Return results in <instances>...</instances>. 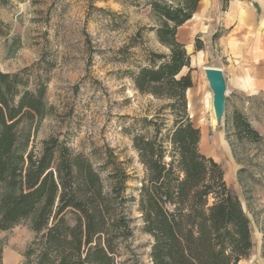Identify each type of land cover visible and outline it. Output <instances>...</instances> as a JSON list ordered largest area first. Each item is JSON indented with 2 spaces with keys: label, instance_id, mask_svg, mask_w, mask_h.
<instances>
[{
  "label": "trees",
  "instance_id": "16d2710c",
  "mask_svg": "<svg viewBox=\"0 0 264 264\" xmlns=\"http://www.w3.org/2000/svg\"><path fill=\"white\" fill-rule=\"evenodd\" d=\"M202 1L151 0L159 24L152 31L168 53L149 52L143 66L125 73L139 94L166 102L161 111L172 117L165 133L159 116L137 122L143 133L133 134L132 148L143 177L136 198L127 194L126 162L109 148L101 155L93 150L99 167L58 135L38 152H22L20 126L44 117L47 78L31 80L28 69L0 72V184L6 191L0 198V232L31 222L35 236L24 256L28 264H126L121 257L133 235L132 203L142 232L152 239L151 264H238L249 258L250 220L220 165L201 154L200 130L187 113L190 56L177 33ZM194 49H204L199 38ZM184 69L188 72L181 75ZM231 125L238 140L260 139L239 112Z\"/></svg>",
  "mask_w": 264,
  "mask_h": 264
},
{
  "label": "rangeland",
  "instance_id": "374dc122",
  "mask_svg": "<svg viewBox=\"0 0 264 264\" xmlns=\"http://www.w3.org/2000/svg\"><path fill=\"white\" fill-rule=\"evenodd\" d=\"M150 1L0 0V72L28 69L31 80L47 78L44 117L20 126L22 152H38L45 140L58 135L73 152L99 167L96 156L109 148L126 162L131 176L127 194L137 197L143 177L132 148L133 134L143 133L137 122L159 116L164 123L162 133L172 124L168 111H161L166 102L139 94L125 75L143 66L149 52L168 53L152 31L159 24L150 11ZM215 25L216 18L204 11L200 19H193L177 33L190 56L192 87L186 92L187 113L200 130L201 154L220 165L226 185L250 220L253 248L249 258L238 264H264V92L249 98L227 87L224 116L217 124L203 72L226 64L215 47L219 33ZM196 38L207 42L208 49L196 52ZM123 50L127 51L123 54ZM187 72L184 69L181 75ZM235 112L259 134L257 142L235 137L231 125ZM93 150H99L97 155ZM101 177L107 184L105 172ZM5 193L0 184V198ZM128 212L133 235L121 261L151 264L152 239L141 230L137 204L132 203ZM34 236L30 221L0 232V264H28L24 256Z\"/></svg>",
  "mask_w": 264,
  "mask_h": 264
},
{
  "label": "crops",
  "instance_id": "0c3cea01",
  "mask_svg": "<svg viewBox=\"0 0 264 264\" xmlns=\"http://www.w3.org/2000/svg\"><path fill=\"white\" fill-rule=\"evenodd\" d=\"M202 3H205L204 7L198 8L187 23L200 19L204 11L216 18L215 28L219 33L214 40L215 47L226 64L213 68L222 71L226 88L249 98L263 93L264 0H227L224 5L223 0H204ZM216 31L214 29L213 33ZM203 45L208 49L207 42Z\"/></svg>",
  "mask_w": 264,
  "mask_h": 264
},
{
  "label": "water",
  "instance_id": "95a60500",
  "mask_svg": "<svg viewBox=\"0 0 264 264\" xmlns=\"http://www.w3.org/2000/svg\"><path fill=\"white\" fill-rule=\"evenodd\" d=\"M209 89L212 93V108L217 124H219L224 116L225 100H226V83L223 73L217 68L203 69Z\"/></svg>",
  "mask_w": 264,
  "mask_h": 264
},
{
  "label": "bare ground",
  "instance_id": "6f19581e",
  "mask_svg": "<svg viewBox=\"0 0 264 264\" xmlns=\"http://www.w3.org/2000/svg\"><path fill=\"white\" fill-rule=\"evenodd\" d=\"M213 109V108H212ZM214 113V112H213Z\"/></svg>",
  "mask_w": 264,
  "mask_h": 264
}]
</instances>
